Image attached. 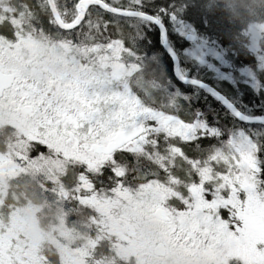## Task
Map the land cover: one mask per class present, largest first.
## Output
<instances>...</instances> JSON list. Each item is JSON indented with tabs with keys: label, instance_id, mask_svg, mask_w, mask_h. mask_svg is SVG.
Returning <instances> with one entry per match:
<instances>
[{
	"label": "snow or ice",
	"instance_id": "snow-or-ice-1",
	"mask_svg": "<svg viewBox=\"0 0 264 264\" xmlns=\"http://www.w3.org/2000/svg\"><path fill=\"white\" fill-rule=\"evenodd\" d=\"M36 7L59 35L36 27L29 5L0 21L10 29L0 32V102L31 118L29 143L118 181L147 161L135 194L173 241L210 249L214 264H264V56L245 58L215 28L214 36L201 33L198 24L209 27L204 14L187 0H40ZM149 33H158L172 76L192 92L168 75ZM65 64L83 71L68 80L58 71ZM204 71L232 91L207 83ZM201 92L229 124L211 107L193 106ZM205 140L215 143L203 148ZM185 145L200 154L190 156Z\"/></svg>",
	"mask_w": 264,
	"mask_h": 264
},
{
	"label": "rangeland",
	"instance_id": "rangeland-1",
	"mask_svg": "<svg viewBox=\"0 0 264 264\" xmlns=\"http://www.w3.org/2000/svg\"><path fill=\"white\" fill-rule=\"evenodd\" d=\"M7 1L0 0V21L9 10ZM246 34L251 51L264 56V21L250 23ZM58 71L72 80L83 70L65 64ZM207 73L212 78L213 74ZM5 129L6 144L0 146V259L4 264H214L210 249L181 247L182 242L173 241L166 234L150 204L135 194L137 186L118 184L110 192L98 194L81 176L78 202L94 213L88 216L90 225L85 217L81 218V228L69 227L61 215L59 221L42 228L38 219L41 207L32 203L5 209L14 177L26 173L58 182L67 164H81L30 144L28 135L34 129L31 118L10 103L0 102V133ZM171 204L181 207L178 201ZM219 216L228 221L223 209ZM158 242L166 246L165 257L154 255Z\"/></svg>",
	"mask_w": 264,
	"mask_h": 264
},
{
	"label": "trees",
	"instance_id": "trees-1",
	"mask_svg": "<svg viewBox=\"0 0 264 264\" xmlns=\"http://www.w3.org/2000/svg\"><path fill=\"white\" fill-rule=\"evenodd\" d=\"M40 0H8L6 4L9 7L8 12H5V19H12L13 13L20 11V6L29 5L36 13L35 26L43 27L45 31L51 34H58L55 32L53 26L47 23V14L42 9L36 7ZM185 0H177V3H183ZM187 3L192 7H197L204 15L206 26L197 25L201 33L214 36L215 31H220L221 36L218 40L221 43L227 44L228 47L235 49L238 54L244 56L249 60H253L257 55L251 51L249 47V38L246 34V29L250 23L255 21H264V0H187ZM24 11H27L25 7ZM4 19V20H5ZM194 22V21H193ZM215 22V25H213ZM0 32L8 35L10 29L7 24L0 26ZM149 37L153 40L155 46L153 50L163 53L164 61L168 68V75L172 76V62L170 58L164 53V50L159 46L158 33H149ZM115 38V34L113 36ZM174 40L178 39L173 37ZM178 46H180L178 44ZM182 46L187 47V42H182ZM241 59H244L241 57ZM201 76L207 83L217 86L221 90L228 92L232 91L231 85L227 82L218 83L211 78L209 74L204 71ZM173 81L185 92H192L190 86L183 85L178 82L174 76ZM204 92L200 93L199 101L194 103L195 108L206 110L209 107L220 114L221 124H229L230 120L225 116L223 107L211 96H207ZM250 97L246 96L245 100L249 101ZM211 119V115L209 116ZM7 129L0 133V146L6 144L5 135ZM215 143L214 140H205L201 147L207 148L210 144ZM184 150L190 156L199 155L195 145H185ZM119 159L128 161L129 164H135V158L130 154H119ZM152 167L147 161H141L139 171H130L122 181H118L111 173L105 169L103 175H89L82 164L70 162L67 164L65 172L62 173L58 182H53L42 175L20 174L10 180L8 192L5 198V209L16 206H23L27 203H32L41 207L38 214L39 223L42 228L47 229L49 224H54L59 221L60 215L63 216L66 224L73 228H81L82 217L88 219L89 214L92 213L87 206L81 205L78 201V187L81 185V176L87 177V182L92 186L93 192L108 193L118 184L134 188L143 181V173ZM162 174V173H161ZM82 196V195H81ZM90 211V212H89ZM81 221V222H80ZM90 225V222L87 220ZM87 224V225H88ZM106 250V249H105ZM116 264H127L124 262H117ZM129 264V263H128Z\"/></svg>",
	"mask_w": 264,
	"mask_h": 264
},
{
	"label": "water",
	"instance_id": "water-1",
	"mask_svg": "<svg viewBox=\"0 0 264 264\" xmlns=\"http://www.w3.org/2000/svg\"><path fill=\"white\" fill-rule=\"evenodd\" d=\"M179 82V81H178ZM21 113L22 110H20ZM156 218L160 219L155 213L153 214ZM154 255L156 257H165L167 254L166 246L163 242H158L157 245L154 247Z\"/></svg>",
	"mask_w": 264,
	"mask_h": 264
},
{
	"label": "flooded vegetation",
	"instance_id": "flooded-vegetation-1",
	"mask_svg": "<svg viewBox=\"0 0 264 264\" xmlns=\"http://www.w3.org/2000/svg\"><path fill=\"white\" fill-rule=\"evenodd\" d=\"M53 35H59V34H53ZM21 112V111H20Z\"/></svg>",
	"mask_w": 264,
	"mask_h": 264
}]
</instances>
